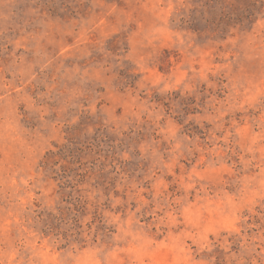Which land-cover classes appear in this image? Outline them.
<instances>
[{"label": "rangeland", "instance_id": "1", "mask_svg": "<svg viewBox=\"0 0 264 264\" xmlns=\"http://www.w3.org/2000/svg\"><path fill=\"white\" fill-rule=\"evenodd\" d=\"M216 1L0 0V264H264V0Z\"/></svg>", "mask_w": 264, "mask_h": 264}, {"label": "trees", "instance_id": "2", "mask_svg": "<svg viewBox=\"0 0 264 264\" xmlns=\"http://www.w3.org/2000/svg\"><path fill=\"white\" fill-rule=\"evenodd\" d=\"M255 4L259 2V0H254ZM209 4V5H208ZM207 5V9L210 10V17H208L206 15V13H203V16H207L208 18L205 19L203 18V20H205V23L207 24H211L214 27H216V29L218 30V32H225L226 27H228L229 25H231L230 23L235 21L238 22L240 21V18L242 16H240L239 14H233L231 13L229 6L226 5L225 1H221V0H217L215 2L216 5H213L210 3H208ZM196 12H199L198 9L195 10ZM189 18H192V15L188 16ZM215 17V18H213ZM180 21L185 24V23H191L189 21H186V16H181ZM193 21V20H192ZM214 32H216V30H214Z\"/></svg>", "mask_w": 264, "mask_h": 264}]
</instances>
